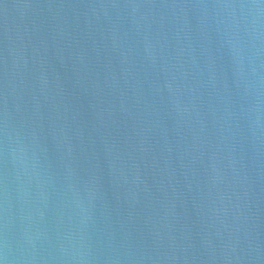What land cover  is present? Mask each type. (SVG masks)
I'll use <instances>...</instances> for the list:
<instances>
[{
    "label": "water",
    "instance_id": "water-1",
    "mask_svg": "<svg viewBox=\"0 0 264 264\" xmlns=\"http://www.w3.org/2000/svg\"><path fill=\"white\" fill-rule=\"evenodd\" d=\"M0 264H264V0H0Z\"/></svg>",
    "mask_w": 264,
    "mask_h": 264
}]
</instances>
